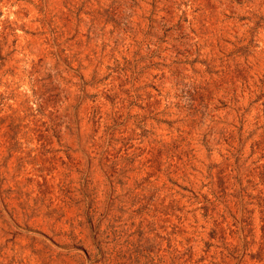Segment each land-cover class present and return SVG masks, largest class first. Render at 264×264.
<instances>
[{
	"label": "rangeland",
	"instance_id": "obj_1",
	"mask_svg": "<svg viewBox=\"0 0 264 264\" xmlns=\"http://www.w3.org/2000/svg\"><path fill=\"white\" fill-rule=\"evenodd\" d=\"M0 264H264V0H0Z\"/></svg>",
	"mask_w": 264,
	"mask_h": 264
}]
</instances>
